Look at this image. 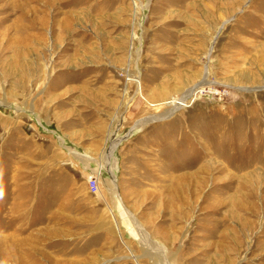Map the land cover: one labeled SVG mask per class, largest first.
I'll return each instance as SVG.
<instances>
[{
    "label": "rangeland",
    "instance_id": "374dc122",
    "mask_svg": "<svg viewBox=\"0 0 264 264\" xmlns=\"http://www.w3.org/2000/svg\"><path fill=\"white\" fill-rule=\"evenodd\" d=\"M0 264H264V0H0Z\"/></svg>",
    "mask_w": 264,
    "mask_h": 264
},
{
    "label": "crops",
    "instance_id": "0c3cea01",
    "mask_svg": "<svg viewBox=\"0 0 264 264\" xmlns=\"http://www.w3.org/2000/svg\"><path fill=\"white\" fill-rule=\"evenodd\" d=\"M106 156H107V155H106ZM106 156H105V157H106ZM109 158H110V157H109ZM83 160H84V159H83ZM106 162H107V163H106ZM108 162H109V160L106 161V159H105V163H102V164H103V167H104L105 164H108ZM103 167H102V168H103ZM99 168H100V166H99ZM93 177H96V179H97V184H98V175H97V172H96V171H95V172L93 171L91 174H89V176H88V179H89V180H88V181L90 182V180H91Z\"/></svg>",
    "mask_w": 264,
    "mask_h": 264
},
{
    "label": "built area",
    "instance_id": "2783aa9c",
    "mask_svg": "<svg viewBox=\"0 0 264 264\" xmlns=\"http://www.w3.org/2000/svg\"><path fill=\"white\" fill-rule=\"evenodd\" d=\"M90 184L92 185V187H96V186H97V179H96V177H93V178L90 180Z\"/></svg>",
    "mask_w": 264,
    "mask_h": 264
},
{
    "label": "bare ground",
    "instance_id": "6f19581e",
    "mask_svg": "<svg viewBox=\"0 0 264 264\" xmlns=\"http://www.w3.org/2000/svg\"><path fill=\"white\" fill-rule=\"evenodd\" d=\"M183 102L179 101L178 104H176L175 106H179L181 105Z\"/></svg>",
    "mask_w": 264,
    "mask_h": 264
}]
</instances>
